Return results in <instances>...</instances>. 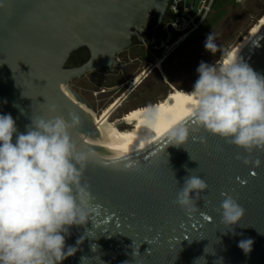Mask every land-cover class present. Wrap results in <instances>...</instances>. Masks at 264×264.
Here are the masks:
<instances>
[{
	"label": "water",
	"instance_id": "water-1",
	"mask_svg": "<svg viewBox=\"0 0 264 264\" xmlns=\"http://www.w3.org/2000/svg\"><path fill=\"white\" fill-rule=\"evenodd\" d=\"M170 2L0 0V115L10 114L19 133L32 118L74 115L79 123L71 137L91 154L83 177L93 196L91 216L70 227L66 249L77 251L61 264H264V163L244 165L237 159L247 155L243 149L196 125L191 112L178 124L189 129L183 146L170 145L166 135L125 152L97 137L89 105L71 88L76 79L112 69L131 47L134 29L153 13L161 24ZM81 49L88 61L67 69ZM240 57L264 76V28ZM253 156L264 162V152ZM187 170L209 185L190 215L174 203ZM221 193L245 208L234 226L221 222ZM249 239L246 254L238 245Z\"/></svg>",
	"mask_w": 264,
	"mask_h": 264
},
{
	"label": "clouds",
	"instance_id": "clouds-1",
	"mask_svg": "<svg viewBox=\"0 0 264 264\" xmlns=\"http://www.w3.org/2000/svg\"><path fill=\"white\" fill-rule=\"evenodd\" d=\"M215 41L211 33L204 45L213 55L221 51ZM196 71L198 79L187 92L195 124L243 149L247 155L237 154V159L244 165L261 167L264 162L253 153L264 152V76L231 50L221 51L213 64L202 61ZM158 116V109L146 108L145 127L152 130ZM78 123L74 115L70 121L63 116L32 118L27 131L19 133L10 114L0 115V264H61L77 251L66 249L65 237L71 226L87 224L93 200L83 180L91 154L70 134ZM188 139L189 129L182 125L167 133L168 143L177 148ZM187 171L174 203L190 215L198 211L197 202L209 185ZM221 196V222L238 224L245 208L231 195ZM252 243L242 240L238 246L247 254Z\"/></svg>",
	"mask_w": 264,
	"mask_h": 264
},
{
	"label": "rangeland",
	"instance_id": "rangeland-1",
	"mask_svg": "<svg viewBox=\"0 0 264 264\" xmlns=\"http://www.w3.org/2000/svg\"><path fill=\"white\" fill-rule=\"evenodd\" d=\"M263 15L264 0H245L241 3H236L234 0H217L204 27L185 44L167 55L162 65L163 75L158 70L154 71L144 83L128 96L122 106L111 114L108 122L115 123L114 121H116L115 125H119V128L127 127V124L120 120V115L124 111L139 105H143V107L154 106L166 100L168 95L175 90L182 92L192 90L195 81L198 79L196 70L199 64L202 61L213 64L220 58L221 51L232 50ZM211 33L215 34V42L221 49L215 55L204 47L207 36ZM118 79L110 76L106 81L103 80V76L91 73L74 80L72 85L76 91L97 104L101 103L102 96L106 95L100 93L101 90L108 92L120 80ZM101 85L102 88H99Z\"/></svg>",
	"mask_w": 264,
	"mask_h": 264
},
{
	"label": "flooded vegetation",
	"instance_id": "flooded-vegetation-1",
	"mask_svg": "<svg viewBox=\"0 0 264 264\" xmlns=\"http://www.w3.org/2000/svg\"><path fill=\"white\" fill-rule=\"evenodd\" d=\"M161 24H159L156 13H153L151 18L144 25L134 29L135 34L132 38V45L129 49L117 55L116 65H114L112 69H103L95 72L103 76V80L108 79L110 76L120 79H118L119 81L114 84L108 92L106 90H101L102 92L100 93L106 94L102 96L103 99H101V103L94 104L93 101L76 91L72 85L73 81L71 82V88L89 105V110L96 116L100 118L104 110L106 111L114 104V108L109 114L110 117L116 109L122 106V103L126 101L128 96L144 83L154 71L158 70V72L163 75L162 65L166 57L159 48L161 41ZM89 56L90 54L87 49L78 50L70 57L66 64V68L73 69L83 65L88 61ZM141 76H143L142 80H140L137 85L133 86L134 82ZM99 88H102V85ZM139 108H143V105L135 106L131 110L124 111L120 115L121 122L124 123L123 120L125 116ZM114 122L116 123V121ZM115 123L110 124L115 125ZM116 128L119 130H127L130 129V126L127 125V127L122 126L120 128L116 126Z\"/></svg>",
	"mask_w": 264,
	"mask_h": 264
},
{
	"label": "bare ground",
	"instance_id": "bare-ground-1",
	"mask_svg": "<svg viewBox=\"0 0 264 264\" xmlns=\"http://www.w3.org/2000/svg\"><path fill=\"white\" fill-rule=\"evenodd\" d=\"M263 28L264 15L231 51L241 56ZM142 78L143 76L139 77L134 82L133 86L137 85ZM66 91L69 96H73L69 88L68 90L66 88ZM192 103V99L187 92H182L180 90L171 92L166 100L152 106L158 109L159 112L158 120L152 130L145 127L143 120L144 110L149 106L136 109L125 116L123 121L130 126V129L127 130H119L115 125L108 122V117L114 108V104L104 111V113L102 112L103 115L100 118L90 110L88 111L92 120L96 124V128L99 132L97 137L99 139L120 150L134 153L152 146L165 137L169 129L178 125L192 111Z\"/></svg>",
	"mask_w": 264,
	"mask_h": 264
},
{
	"label": "built area",
	"instance_id": "built-area-1",
	"mask_svg": "<svg viewBox=\"0 0 264 264\" xmlns=\"http://www.w3.org/2000/svg\"><path fill=\"white\" fill-rule=\"evenodd\" d=\"M241 3L245 0H234ZM171 0L162 21L159 48L163 55L171 54L198 33L209 20L217 0Z\"/></svg>",
	"mask_w": 264,
	"mask_h": 264
}]
</instances>
